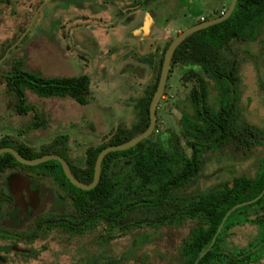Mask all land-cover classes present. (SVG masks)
Here are the masks:
<instances>
[{"label":"rangeland","instance_id":"374dc122","mask_svg":"<svg viewBox=\"0 0 264 264\" xmlns=\"http://www.w3.org/2000/svg\"><path fill=\"white\" fill-rule=\"evenodd\" d=\"M230 1L195 0L192 3L189 0H150V8L158 7L159 11L163 10L158 17L160 21L164 18L176 21L164 25V29L157 28L155 31L160 33L151 38L163 42L161 53L157 56V66L149 81L150 87L155 81L165 47L192 21L186 18V14L193 12L213 16L220 10L226 11ZM45 2L46 0H8L0 3V132L7 135L11 132L18 134L19 129H26L35 121L34 112L27 116L17 113V95L7 88L6 76L13 69L12 62L15 58L23 57L25 63L27 60L31 65H40V71L35 72L45 77L87 74L91 80L87 104H80L68 96L60 97L62 100H54L35 96L28 91L30 96H34V108L41 110L40 113H44V116L39 119L40 124L33 125L41 129L40 135L32 133L29 138L33 143L27 146L38 154L62 155L70 158L74 165L81 166L89 146L107 141L118 126L132 127L141 117V113L143 115L145 98L141 89L146 84L142 83L150 77L148 63L154 55H142L139 52V43L135 44L134 40L143 19L147 24L141 26V33L149 31L150 12L143 14L139 11L132 14V8L126 10L129 6L118 2L116 8L122 12L121 17L110 6L107 12L100 14L104 15L105 22H95V26L84 28V35L72 38L68 34L70 25L60 28L53 18H47L49 15L53 16L57 0ZM188 2L189 7L182 9V4ZM65 4L68 5L69 1ZM83 4L87 2L84 0ZM95 5L101 4L96 1ZM131 14L133 19L130 21L126 16ZM17 42V47L7 54L9 47ZM28 43L37 50L25 54ZM246 48L256 51L259 47H254L253 43L235 45L242 60L243 90L239 105L250 123L264 128V53L260 73L255 64L256 57L251 52H245ZM187 69L188 66L178 63L168 79L164 97L157 110V129L152 133L154 138L163 133L180 134V119L183 114H194V109L187 100L195 81L193 78L185 79ZM211 90L212 96L217 93L214 86ZM42 120L46 122L43 124ZM13 136L17 138V135ZM9 144L12 145V142ZM228 151H217L208 156L200 177L191 189L204 192L242 174L253 176L257 169V155H264L263 147L256 151ZM167 233L166 228L154 230L146 227L127 234L116 233L113 239L103 242L102 235L106 234L99 230L72 238L60 231H52L35 243V247L39 249L37 258L9 264H91L94 256L100 253H103L104 257L100 260L104 264H114L118 259L121 264H140L141 260L146 264H166L159 258L170 254ZM255 234V226L237 225L228 238L244 245ZM150 257H153L152 260Z\"/></svg>","mask_w":264,"mask_h":264},{"label":"trees","instance_id":"16d2710c","mask_svg":"<svg viewBox=\"0 0 264 264\" xmlns=\"http://www.w3.org/2000/svg\"><path fill=\"white\" fill-rule=\"evenodd\" d=\"M6 1L0 0V3ZM223 12L220 10L209 19L221 16ZM250 43L259 48L244 51L256 57L255 64L261 73L264 0H238L229 18L189 35L176 49L168 77L181 63L188 66L185 79L195 81L187 100L194 114H183L181 133H163L156 138L151 135L134 147L108 153L102 162L101 179L90 190L75 186L60 168L55 176L62 182L61 199L67 209L46 218H52V224L57 222L70 233H83L107 224L111 226L110 231H115L113 226L120 223L127 226L168 223L177 213L175 210L189 209V215L197 218L198 223L211 225L203 230L207 234L205 243L192 255L197 257L206 250L227 211L237 203L256 198L264 189L263 154L257 155V169L253 176L242 174L204 192L191 189L210 154L264 148V128L250 123L239 105L243 90L242 60L235 45ZM163 58L164 54L147 93L143 115L132 127L118 126L107 141L89 146L85 161L75 171L77 179L90 183L97 156L103 148L126 142L146 130L150 122L149 105L157 89ZM12 68L6 79L8 88L17 95L19 113H26L34 107L28 103V91L44 98L68 96L80 104L89 102L91 80L87 74L45 77L29 70L23 57L15 58ZM212 86L217 91L213 96ZM4 145H10L9 141L0 143V147ZM19 151L28 158L43 155L23 144ZM9 159L16 158L11 153H3L0 165ZM245 224L256 228L253 237L255 254L260 255L264 251V194L257 201L235 209L218 238L225 239L233 226ZM216 249L217 246L211 247L205 256L215 254Z\"/></svg>","mask_w":264,"mask_h":264},{"label":"flooded vegetation","instance_id":"af4514ba","mask_svg":"<svg viewBox=\"0 0 264 264\" xmlns=\"http://www.w3.org/2000/svg\"><path fill=\"white\" fill-rule=\"evenodd\" d=\"M68 1L69 4L66 5L65 3ZM96 1L100 2L101 5H95ZM194 1L195 0H189V2L192 3ZM57 2L58 4L55 7L53 16L49 15L47 18H53L58 24L57 26H60V28H63L66 25H70L68 34L72 35V38H78L80 37V34L84 35V28L95 26V22L100 24L105 22L104 15L100 16V14L101 12H107V9L110 6L114 7L116 9V15H119V17H121L122 12H119V10H117L116 4L118 2L125 3L123 0H85L87 4H83L84 0H57ZM149 2L150 0H140L138 2L136 0V3L132 7H128L130 9H133V11H130V13L132 14L139 11H141L143 14L150 12L151 22L149 24L148 34L153 35L156 33H160L159 31H155L156 26L157 28L164 29V25L167 26L169 25V23L172 24L173 22H176L173 19L168 18H164L160 21L158 17L162 15L161 12H163V10L159 11L158 7H156L155 9L150 8V6L148 5ZM189 2L182 4L181 8H188L190 5ZM47 3H49V1ZM157 3H159V1ZM128 8L125 9L127 10ZM84 11H86L87 15L81 13ZM78 13H81V15H79ZM132 14L130 16H126L130 21L133 19ZM216 15L217 14H215L214 16ZM186 16L187 19L192 21L191 23L186 25L182 29V31L187 27L200 23L201 21L208 20L209 17H211L207 16L206 13L195 14L193 12H189L188 14H186ZM58 17L61 19H58ZM82 22L87 23L82 24ZM126 22L127 20L124 23ZM144 24L145 23L143 19L140 26H138L139 31H141V26H144ZM61 33L63 34V32ZM43 47L46 50H50L49 48L47 49L46 46ZM31 112H34L33 114L35 121L26 127V129H28L27 131L26 129H19L20 131L18 134L11 132L8 135L0 132V143L5 141L12 142V145H4L0 148L12 147L20 152L19 148L21 144L28 147L27 145L33 143V141L30 140L29 136L33 134H35L36 136L40 135L39 133H35V131L38 129H35L33 125L39 122V119L44 116V113H40V111L34 107L32 110L26 113H17L21 114L22 116H27ZM13 135H17V138L15 139ZM64 158L67 160L70 170L75 176V171L77 170L78 166L74 165L70 158ZM128 163H130V161H128ZM60 168L63 169L61 162L55 159L36 165L25 164L18 161L17 159H9L1 163L0 264H9L13 263V261L18 262L25 259L37 258V256L39 255V249L35 247V243L38 240L46 237L52 231H60L67 237L72 238L91 232L94 233L99 230L106 234L102 235V238L104 239L103 242H108L109 240L114 238L116 233L127 234L129 232H133L136 229L146 227H151L154 230H160L163 228L168 229V253L170 254L161 256L159 258L160 260H162V262H166V264H264V251L260 255L255 254L256 249L254 247V236L244 245H239L238 242L230 240L228 236H226L225 239H219L218 237L222 230L211 246H217L215 254L208 256H205L204 254L203 256H201L203 252L206 253L211 248L210 244L213 240L212 239L206 250L202 251L199 256L193 257L192 253L196 251V248L201 247L205 243L207 234L203 230L206 228H211V225L205 222L198 223L197 218H193L189 215V209H177L175 210V212L177 213L174 217L169 219L168 223L157 224L154 226H127L126 223H120L113 226L114 230L116 229L115 231H110L111 226L107 224L99 225L98 227H94L93 229L83 233H70L65 230L61 224H57V222L55 224H52L54 222L52 218H46L47 216H56L67 209L65 207V202L61 199L63 194V190L61 187L62 182L55 176V173L59 172ZM178 213H184V215L180 216ZM123 220L127 221L129 219L124 218ZM235 226L231 228L230 232L234 229ZM126 256L127 254L123 257L126 258ZM102 257H104L103 253L94 256V260L91 264H100V262L101 264H104L101 261L103 259ZM152 258L153 257H150L149 259L152 260ZM114 264L121 263L118 259L114 261ZM140 264L146 263L141 260Z\"/></svg>","mask_w":264,"mask_h":264},{"label":"water","instance_id":"95a60500","mask_svg":"<svg viewBox=\"0 0 264 264\" xmlns=\"http://www.w3.org/2000/svg\"><path fill=\"white\" fill-rule=\"evenodd\" d=\"M50 0H46L45 3H47ZM238 0H231L230 4L228 6V8L226 9V11L224 13H222L221 16L212 18V19H208L205 21H201L200 23H197L195 25H192L190 27H187L186 29H184L182 32L178 33L177 36L170 42V44L168 45L165 53H164V58H163V63H162V68H161V72H160V76H159V81H158V85H157V89L152 97V100L150 102L149 105V118H150V122L148 127L146 128L145 131H143L142 133L138 134L137 136L129 139L126 142L120 143V144H115V145H109L105 148H103L100 153L97 156L96 162H95V167H94V175H93V180L90 183H84L82 181H80L79 179H77L71 172L69 164L67 162V160L62 157L59 154L56 153H48V154H44L42 156L39 157H35V158H25L20 152H18L16 149L12 148V147H3L0 148V155L3 154L4 152H9L12 153L15 158L25 164H29V165H36V164H40L52 159L58 160L61 162L62 166H63V170L66 174V176L69 178V180L77 187L83 189V190H90L95 188L100 179H101V170H102V162L103 159L105 158V156L110 153V152H116V151H122V150H126L129 149L131 147H134L136 144H138L139 142L143 141L144 139L150 137L152 135V133L155 130L156 127V122H157V109H158V105L161 101V99L164 96L165 93V89H166V85H167V81H168V77H169V73L171 70V63H172V59L174 56V53L176 51V49L178 48V46L191 34L202 30L204 28H207L209 26H212L214 24L220 23L224 20H226L227 18H229L236 5H237ZM43 6V4H42ZM41 6V7H42ZM22 39V38H21ZM20 39V40H21ZM20 42V41H19ZM19 42H17L15 45L9 47L7 54L9 53L10 50H12L14 47H16ZM6 54V55H7ZM264 194V189L262 191V193L260 195H258L256 198L249 200V201H244L241 203H237L236 205H234L232 208H230L227 213L225 214V216L223 217L217 232L210 244V247L213 245V243L215 242L218 234L220 233V231L222 230L225 221L227 220V218L229 217V215L237 208L243 207L247 204H251L255 201H257L262 195ZM205 254V252H203L201 254V256H203Z\"/></svg>","mask_w":264,"mask_h":264},{"label":"crops","instance_id":"0c3cea01","mask_svg":"<svg viewBox=\"0 0 264 264\" xmlns=\"http://www.w3.org/2000/svg\"><path fill=\"white\" fill-rule=\"evenodd\" d=\"M123 1L125 2L126 6H129V7H132L136 3V0H123ZM126 8H128V7H126ZM81 13H84L85 15H87L86 11L81 12ZM81 13H78V14L81 15ZM155 30H157V26L155 27ZM153 35L148 34V32H144L142 34L141 31H139L138 35L136 36V39L134 40L135 44L138 45V43H139V52L142 55H146V56H150V57L154 55V57L148 63V65L150 66L149 67L150 68V77L148 78V80H144V82L142 83V85L146 84L141 89L142 90V96L145 99H146V96H147V94H146L147 89L151 85L149 81L153 77V73H154L155 68L157 66V56L161 53L162 42H163V41H156L154 39H151V38H153ZM154 38H156V37H154ZM33 50H37V49L32 48V44L28 43V48L26 47V51L25 50L24 51H25V54H26V52H31ZM25 54H23V55H25ZM26 63H27V68L29 70H31V71H40V65H37V66L36 65H31L30 63H28L27 60H26ZM27 94H28V92H27ZM35 96H37V95L35 94ZM32 97H34V96H30L28 94V103L29 104H33L34 103V102H32V99H34ZM35 98L41 99L39 97H35ZM53 99L54 100H62L63 98L54 97ZM144 103H145V101H144ZM39 111L41 112V110H39ZM141 115H142V113H141ZM34 128L38 129V130L35 131V133H39V131L41 130L38 126H34Z\"/></svg>","mask_w":264,"mask_h":264}]
</instances>
